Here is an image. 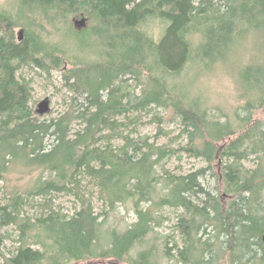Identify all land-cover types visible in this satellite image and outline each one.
Segmentation results:
<instances>
[{"label":"trees","instance_id":"obj_1","mask_svg":"<svg viewBox=\"0 0 264 264\" xmlns=\"http://www.w3.org/2000/svg\"><path fill=\"white\" fill-rule=\"evenodd\" d=\"M16 5L0 11V174L23 162L42 167L50 177H38L26 193L15 191L0 203V226L14 223L20 232L19 245L9 257L1 250L0 237L4 264L98 259L156 264L154 248L130 254L159 224L153 210L142 205L152 200L157 165L178 150L207 166L164 177L167 193L154 204L181 210L174 228L182 238L179 245L167 235L164 255L181 264H264V122L255 120L264 107V0H17ZM38 13L49 24L84 16L93 26L77 30L73 25L72 32L94 36L99 48L98 61L64 72L72 106L43 121L34 118L29 83L17 77L23 66L49 72L63 59V51L45 43L33 28ZM149 19L163 25L158 41L151 37ZM16 27H21L20 40ZM247 34L261 44L263 58L237 71L243 103L234 119L212 120L211 109L184 84L188 74L183 73L190 68L203 72L223 62ZM131 80L138 84L137 92L131 91ZM151 106L170 110L181 121L187 146L177 150L124 134L138 120L131 113ZM76 120L79 127L72 131ZM116 136L123 142L113 147ZM254 154L260 163L249 169L244 162ZM216 162L222 165L219 173L211 168ZM207 170L216 179L215 195L201 183ZM88 178L110 209L116 203L134 205L135 222L123 231L107 232L105 248L100 246L99 215L82 191ZM54 192L74 196L79 209L67 215L49 208L46 197ZM34 196L45 198L37 204L48 213L33 220L23 210L34 205ZM32 231L36 248L26 242Z\"/></svg>","mask_w":264,"mask_h":264},{"label":"rangeland","instance_id":"obj_2","mask_svg":"<svg viewBox=\"0 0 264 264\" xmlns=\"http://www.w3.org/2000/svg\"><path fill=\"white\" fill-rule=\"evenodd\" d=\"M17 0H0V11L4 9L14 10L17 8ZM74 18V19H73ZM81 16L69 15L61 20H54L52 24L47 23L48 19L43 18L39 13L34 18L35 27L41 33L43 41L49 45H55L63 51V59L58 68H51L49 72L44 71L34 65L23 66L17 72L19 79H25L31 87L30 107L34 112V118L37 121L58 117L64 113L68 107L72 106L71 98L73 93L68 89L64 79V72L79 64H92L99 60V48L95 45L93 38L88 34L76 35L73 28V20L80 21ZM147 25L152 38L159 40L158 36L162 32L163 25L158 19H149ZM22 24L23 21H18ZM85 26L91 28L92 21L86 22ZM84 26V27H85ZM86 28V29H87ZM21 32V27L14 29L16 36ZM78 34L81 32H77ZM93 42V43H92ZM92 43V44H91ZM262 46L257 44L251 34L245 35L239 39L233 46L227 58L219 63L210 66L207 70L199 72L196 68H190L183 74H188L184 79V84H189L191 92L203 102V106L208 110L211 109L210 118L212 120L225 121L226 119H234L236 109L243 103L242 92L238 81V70L241 66L260 62L263 58L261 54ZM131 91L137 92L139 87L134 81H129ZM47 99L48 111L44 114L36 112L39 103ZM74 103V102H73ZM75 107V105L73 104ZM132 117H138L133 123L129 124L124 134L130 133L135 139L148 137V142H155L157 145H168L173 149H179L187 146L188 140L182 132L183 125L181 121L172 115L170 110L151 106L142 111L131 113ZM122 121L123 116L118 117ZM255 120L264 122V107L257 111ZM79 127L78 121L72 122V131ZM264 128V127H263ZM160 129V130H158ZM159 131V132H158ZM107 133V132H105ZM231 139V138H230ZM229 139L222 143H226ZM47 140V143H51ZM122 139L116 136L112 140L113 147L120 146ZM220 143V144H222ZM257 155H251L244 165L249 168H255ZM207 163L201 158L192 157L186 151L178 150L170 158L161 161L155 169V177L157 183L154 188L152 200L144 202L143 208H151L154 217L159 224H154L152 232L147 236L145 242L131 251V256H135L136 251L142 248H154L153 260L156 264H181L175 257H167L163 253V242L167 235H171L173 241L176 239L179 245L182 243V238L178 235L174 228L177 217L181 210L169 206L157 207L154 203H158L166 193L164 188V177L169 175H186L194 172L199 168L206 167ZM214 173H219L222 170V165L219 162L213 163L211 166ZM49 178L48 171L42 167L26 166L23 162L13 163L9 170L0 174V203H6L9 196L15 191L27 192L38 177ZM83 180V189L86 198L91 199L93 211L99 215L101 221V241L102 248L107 247L109 236L112 228L118 231H123L129 225L135 222L136 216L133 209V203H116L113 209H110L103 201V197L98 194L97 186L93 180ZM203 187L212 195L216 194V179L211 172L206 171V176L201 180ZM49 200V208L60 211L67 215H72L79 209V201L72 195L63 192H54L46 197ZM44 197L34 196L30 199L33 206L24 208V215H28L34 220L35 217L41 214L48 213L46 206L41 207L37 203H43ZM214 235V234H213ZM0 237L2 238L1 250L5 257H9L15 252L19 245L20 232L17 225L11 223L6 226H0ZM36 232L29 233L26 242L36 248L34 244ZM172 244V243H170ZM170 244H168L170 246ZM111 259H98L94 261L108 262ZM223 261H226L224 255ZM0 264H4L3 259H0ZM117 264H129L127 262H119ZM226 264V262H225Z\"/></svg>","mask_w":264,"mask_h":264},{"label":"water","instance_id":"obj_3","mask_svg":"<svg viewBox=\"0 0 264 264\" xmlns=\"http://www.w3.org/2000/svg\"><path fill=\"white\" fill-rule=\"evenodd\" d=\"M80 19H81L80 21H74L73 20V25H74L75 29H77V30H81L82 28H84V26L86 24V18L84 16H81ZM18 36L20 37V39H22V37H23L21 32L19 33ZM47 111H48V101H47V99H45V100H42L39 103L36 112L39 113V114H44ZM261 240L264 243V233L261 235ZM71 264H117V263L115 261H113V260H109L108 262H102V261H83V262H75V263H71Z\"/></svg>","mask_w":264,"mask_h":264},{"label":"bare ground","instance_id":"obj_4","mask_svg":"<svg viewBox=\"0 0 264 264\" xmlns=\"http://www.w3.org/2000/svg\"><path fill=\"white\" fill-rule=\"evenodd\" d=\"M18 39L20 40V37L18 36ZM262 241V240H261ZM263 243V242H262ZM264 244V243H263Z\"/></svg>","mask_w":264,"mask_h":264}]
</instances>
